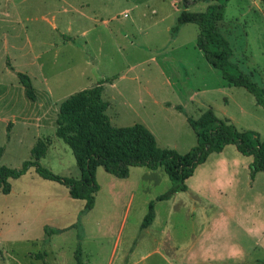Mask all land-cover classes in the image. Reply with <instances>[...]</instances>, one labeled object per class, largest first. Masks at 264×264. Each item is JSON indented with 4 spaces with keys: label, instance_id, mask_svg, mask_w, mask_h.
<instances>
[{
    "label": "rangeland",
    "instance_id": "1",
    "mask_svg": "<svg viewBox=\"0 0 264 264\" xmlns=\"http://www.w3.org/2000/svg\"><path fill=\"white\" fill-rule=\"evenodd\" d=\"M208 5L200 1L189 10ZM183 9L182 0H0V166L21 168L48 137L40 165L80 179L56 121L65 99L98 82L111 124L141 123L161 147L191 151L197 134L188 119L209 108L264 140V107L207 60L197 47L199 26L186 23L172 33ZM219 29L231 60L264 87L262 0H229ZM70 36L76 47L66 42ZM20 72L30 77L36 99ZM224 150L226 159L239 161L220 181L203 178L221 156L214 152L186 189L162 201L156 198L172 187L163 166H131L125 178L99 166V189L86 213L85 199L32 167L10 180L9 193L0 190V264H78V253L82 264H264L258 238L264 171L253 177L254 156L236 144ZM152 201L156 218L143 228ZM46 226L54 231L47 234Z\"/></svg>",
    "mask_w": 264,
    "mask_h": 264
},
{
    "label": "trees",
    "instance_id": "2",
    "mask_svg": "<svg viewBox=\"0 0 264 264\" xmlns=\"http://www.w3.org/2000/svg\"><path fill=\"white\" fill-rule=\"evenodd\" d=\"M200 1L209 3L205 11H191L189 8ZM181 11L172 33L177 34L180 26L196 23L199 26L197 47L207 60L220 69L223 78L230 84L247 88L264 107V87L254 82L250 75L231 60L233 49L229 40L220 31L219 23L224 19L229 0H182ZM264 3V0H262ZM20 81L26 87L27 95L34 99L35 93L27 74L19 73ZM103 82L78 91L65 99L59 107L56 135L71 148L81 171V178H65L54 174L40 165L50 140L40 138L32 148L33 159L24 162L21 168L0 166V190L9 193L11 179L26 174L32 167L40 176L58 181L69 188L71 197L87 201L84 213L91 210L95 193L99 187L95 173L99 166L118 177L129 175L131 166H163L172 180V187L159 195V201L170 199L176 192L187 187L186 181L196 168L204 163L209 155L221 152L234 143L244 155H252L251 175L264 171V140L254 130H240L228 118L216 115L212 108L204 111L198 118L189 117L188 121L197 134V145L187 153H179L171 148L161 147L155 135L143 124L117 127L111 124L107 114L108 102L103 98ZM156 217L154 202L149 205L142 227H149ZM47 234L54 230L48 226ZM78 264H82L81 254H77Z\"/></svg>",
    "mask_w": 264,
    "mask_h": 264
},
{
    "label": "crops",
    "instance_id": "3",
    "mask_svg": "<svg viewBox=\"0 0 264 264\" xmlns=\"http://www.w3.org/2000/svg\"><path fill=\"white\" fill-rule=\"evenodd\" d=\"M67 43H72V45H74L75 46V44H73V43H75L76 42V40L75 39H73L71 36L70 37H68L67 38V41H66ZM66 44V43H65ZM76 47V46H75ZM83 47V46H82ZM76 51H77V49H76ZM76 51H74V54H75V57H76V54H77V52ZM74 57V58H75ZM85 58V57H84ZM85 63H89L86 59H85ZM81 91V90H80ZM34 99H36V96H35V98ZM13 122L10 120L9 121V124H12ZM225 150H223V151H221V152H219V155H221V156H219L217 159H215V162H214V164H212V166L210 167V169H209V172L208 173H204V175H203V178H205V182H210V181H213V180H217L218 181V179H219V181H220V179H221V176L223 175V174H227V172H228V169H229V166H230V163L232 162V165H233V167L235 168V166H238L237 164H238V161H239V158H237V157H233V159H231V161H229L228 159H226L225 158V156H223L222 154H223V152H224ZM236 153V152H235ZM238 153V152H237ZM240 153V152H239ZM238 153V154H239ZM210 157V156H209ZM208 157V158H209ZM198 169V167L196 168V170ZM195 170V171H196ZM194 174H195V172H194ZM193 174V175H194ZM257 175H258V173L255 175V178L257 177ZM11 180H13V179H11ZM12 186V185H11ZM216 186H219V184H217ZM213 191H215V189H213ZM156 218V217H155ZM155 220V219H154ZM152 225V224H151ZM258 238L259 239H261V240H263L264 239V231H261V230H259V233H258Z\"/></svg>",
    "mask_w": 264,
    "mask_h": 264
}]
</instances>
